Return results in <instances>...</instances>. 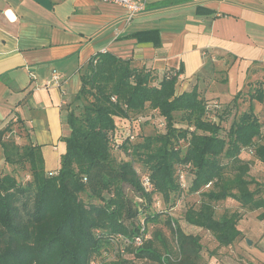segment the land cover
Here are the masks:
<instances>
[{
  "label": "trees",
  "instance_id": "obj_1",
  "mask_svg": "<svg viewBox=\"0 0 264 264\" xmlns=\"http://www.w3.org/2000/svg\"><path fill=\"white\" fill-rule=\"evenodd\" d=\"M182 73L159 77L110 53L92 57L64 109L55 172L45 171L40 147L15 141V125L26 138L21 122L0 131L4 162L27 165L31 176L23 183L0 177V264H214L223 250L240 249L246 214L259 212L264 221V121L250 103L223 128L225 112L212 121L218 106L197 86L177 91ZM248 98L264 105V84ZM147 112L163 121V132L139 134ZM182 172L191 176L184 187ZM156 197L164 207L158 212ZM180 201L187 204L174 214ZM158 224L171 231L170 241L159 229L148 238L147 227ZM110 246L117 252L106 261Z\"/></svg>",
  "mask_w": 264,
  "mask_h": 264
},
{
  "label": "crops",
  "instance_id": "obj_2",
  "mask_svg": "<svg viewBox=\"0 0 264 264\" xmlns=\"http://www.w3.org/2000/svg\"><path fill=\"white\" fill-rule=\"evenodd\" d=\"M169 1L175 0H147L126 24L120 6L97 0H0V131L21 122L25 142L41 149L45 171H57L64 109L79 89L81 69L101 53L159 77L181 67L180 93L197 86L218 101L231 100L247 82L264 84V0L162 5ZM54 72L58 86L45 88ZM250 103L264 121V105ZM261 134L264 140V124ZM0 166H8L1 148ZM254 213L238 225L243 261L264 264V221L252 223ZM227 258L214 264L235 262Z\"/></svg>",
  "mask_w": 264,
  "mask_h": 264
},
{
  "label": "rangeland",
  "instance_id": "obj_3",
  "mask_svg": "<svg viewBox=\"0 0 264 264\" xmlns=\"http://www.w3.org/2000/svg\"><path fill=\"white\" fill-rule=\"evenodd\" d=\"M221 78H223V76H218L215 79H221ZM256 82H261V81L254 80V82H247L246 85L240 90L239 97H235L236 96L235 95V96H233V98L231 100L229 99V100L218 101L219 99L217 97L207 98V100H208L207 103H209V106H211L212 103L217 104V106H218V108L215 111H213V109H211L210 119L214 122H217V115L221 114L222 112H225L224 116H226V119L223 121L222 126H223V128L227 129L234 117L239 116L242 112L248 110V107L250 105V101L248 100V94L254 90V88L256 87ZM221 84L222 83H220V81H219L216 87L218 88V86ZM177 91L180 92L179 89H177ZM232 104H233V106H232ZM64 117H65V115L63 113L62 121L64 120ZM14 127L15 128L13 129L14 130L13 136L15 138V141L18 143L19 142L25 143V140H24L25 138L22 135L21 136L16 135L17 134L16 125ZM176 127H179V126H176ZM64 128L66 130L65 126H64ZM137 129H138L139 134H141L143 136H150V135H154L158 132H163L164 123H163V121H161V119L159 117L155 116L154 113L147 112L141 121L140 128H137ZM59 143L62 144L61 142H59ZM119 157L123 158L122 156H119ZM27 169H28L27 165L22 167L21 164L14 165V166L8 165L7 167L0 166V177L3 175H6V174L7 175L10 174V175L14 176L18 182L23 183L25 180L30 179V177H31L29 172L27 171ZM136 169L138 170V167H136ZM261 175L264 176V172H262ZM180 176L183 177V180H184L186 185H187V183H189L191 181V176L189 174H185L184 172H182L180 174ZM186 204H187V201H180L175 206L176 212L174 211L175 212L174 214H177L178 212H180L186 206ZM153 209H155L156 212L164 209L162 202L159 200V197L155 198V206L153 207ZM257 213H259V212H257ZM257 213H254L252 215L253 216L252 223H254V224H256L257 222L261 223V221L257 220ZM247 220H248V218H247ZM241 224H244V222ZM153 229L162 230V232H163V234L167 240L170 241L172 239L171 231L169 229L163 227L161 224H158L157 226L150 225L147 227V232H149V234L147 235L148 238H150V236H152L150 233L152 232ZM187 232H190V230H187ZM208 239H209L208 237H205V239H204L205 240L204 242L206 244L209 243V241H206ZM157 247L159 248V246H157ZM244 247H245V244L243 242L239 247L240 248L239 250H241V251H239V250L231 251L230 249H228L227 251L223 250L221 255L224 258L228 257L227 259H230V258L233 259L235 261L233 264H247L246 262L243 261V251L242 250ZM116 252H117L116 248L115 247L113 248L110 246L105 252L102 253V257H104V259L106 261H110L114 258V255ZM99 262H100L99 260H95L94 264H99ZM137 263L138 264H150L147 262H137Z\"/></svg>",
  "mask_w": 264,
  "mask_h": 264
},
{
  "label": "built area",
  "instance_id": "obj_4",
  "mask_svg": "<svg viewBox=\"0 0 264 264\" xmlns=\"http://www.w3.org/2000/svg\"><path fill=\"white\" fill-rule=\"evenodd\" d=\"M106 4H113L116 6H120L125 11V23L129 24L135 17H137L140 13H142L146 6L147 0H97ZM59 75L57 73H53L50 79L44 85L45 88H51L58 86ZM114 101V98L112 99ZM125 137H129L130 140L133 139L131 131L129 129L125 130ZM141 184L146 192L150 191V183L147 177L143 176L141 178ZM180 186L184 187L183 177L180 176ZM135 243L137 246L141 245L139 239H135Z\"/></svg>",
  "mask_w": 264,
  "mask_h": 264
},
{
  "label": "water",
  "instance_id": "obj_5",
  "mask_svg": "<svg viewBox=\"0 0 264 264\" xmlns=\"http://www.w3.org/2000/svg\"><path fill=\"white\" fill-rule=\"evenodd\" d=\"M245 243L250 246L251 245V242L249 240H246Z\"/></svg>",
  "mask_w": 264,
  "mask_h": 264
}]
</instances>
